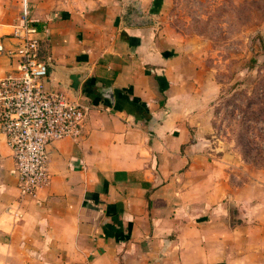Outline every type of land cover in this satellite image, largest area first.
Wrapping results in <instances>:
<instances>
[{"label": "crops", "instance_id": "1", "mask_svg": "<svg viewBox=\"0 0 264 264\" xmlns=\"http://www.w3.org/2000/svg\"><path fill=\"white\" fill-rule=\"evenodd\" d=\"M162 1L0 0V33L27 16L48 85L78 78L70 94L89 107L84 135L49 147L35 195L20 196L0 134V264H264V169L236 182L213 157ZM11 68L0 55V77Z\"/></svg>", "mask_w": 264, "mask_h": 264}, {"label": "rangeland", "instance_id": "2", "mask_svg": "<svg viewBox=\"0 0 264 264\" xmlns=\"http://www.w3.org/2000/svg\"><path fill=\"white\" fill-rule=\"evenodd\" d=\"M162 2L160 26L207 99L208 148L236 182L248 181L264 169V0ZM255 234L264 250V230Z\"/></svg>", "mask_w": 264, "mask_h": 264}, {"label": "built area", "instance_id": "3", "mask_svg": "<svg viewBox=\"0 0 264 264\" xmlns=\"http://www.w3.org/2000/svg\"><path fill=\"white\" fill-rule=\"evenodd\" d=\"M33 32L25 16L9 33H0V55L12 66L0 77V134L12 151L22 197L48 183L49 147L82 137L89 113L70 88L48 85L49 64L41 59V41Z\"/></svg>", "mask_w": 264, "mask_h": 264}, {"label": "water", "instance_id": "4", "mask_svg": "<svg viewBox=\"0 0 264 264\" xmlns=\"http://www.w3.org/2000/svg\"><path fill=\"white\" fill-rule=\"evenodd\" d=\"M78 84H79V79L78 78H73L72 84L68 87L72 91L78 92Z\"/></svg>", "mask_w": 264, "mask_h": 264}]
</instances>
